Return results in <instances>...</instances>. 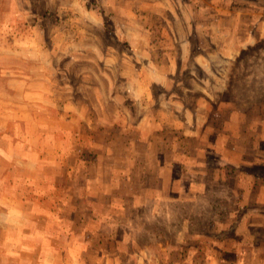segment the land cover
<instances>
[{
    "label": "rangeland",
    "instance_id": "1",
    "mask_svg": "<svg viewBox=\"0 0 264 264\" xmlns=\"http://www.w3.org/2000/svg\"><path fill=\"white\" fill-rule=\"evenodd\" d=\"M0 264H264V0H0Z\"/></svg>",
    "mask_w": 264,
    "mask_h": 264
}]
</instances>
